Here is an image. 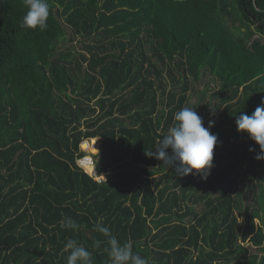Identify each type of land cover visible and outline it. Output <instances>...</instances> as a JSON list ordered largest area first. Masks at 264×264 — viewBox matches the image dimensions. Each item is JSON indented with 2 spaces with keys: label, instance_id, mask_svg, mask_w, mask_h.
I'll return each instance as SVG.
<instances>
[{
  "label": "trees",
  "instance_id": "trees-1",
  "mask_svg": "<svg viewBox=\"0 0 264 264\" xmlns=\"http://www.w3.org/2000/svg\"><path fill=\"white\" fill-rule=\"evenodd\" d=\"M49 4L40 30L0 0V264H67L69 239L110 264L97 222L149 264H264V160L236 125L264 101V0ZM185 106L214 121L207 179L146 155ZM97 138L104 184L77 165Z\"/></svg>",
  "mask_w": 264,
  "mask_h": 264
},
{
  "label": "clouds",
  "instance_id": "clouds-1",
  "mask_svg": "<svg viewBox=\"0 0 264 264\" xmlns=\"http://www.w3.org/2000/svg\"><path fill=\"white\" fill-rule=\"evenodd\" d=\"M23 2L27 11L22 18L21 27L46 29L50 15L49 0ZM236 125L239 132H246L259 145L260 152L255 158L264 160V101L251 115L241 114L236 119ZM213 126L214 121H209L205 127L195 108L185 106L175 112L174 123L157 141L155 151L151 149L146 155L163 161L167 168L174 169L179 176H187L195 170L202 179H207L213 166L214 148L218 142L217 135L211 134L210 131ZM61 226L72 230L79 228V224L71 218H66ZM94 230L107 238L110 264H149L146 258L133 251L130 241L121 243L109 227L97 222ZM99 245L100 241H96L94 247ZM68 250L70 253L67 256V264H93L92 253L75 239L67 240L65 251Z\"/></svg>",
  "mask_w": 264,
  "mask_h": 264
},
{
  "label": "built area",
  "instance_id": "built-area-1",
  "mask_svg": "<svg viewBox=\"0 0 264 264\" xmlns=\"http://www.w3.org/2000/svg\"><path fill=\"white\" fill-rule=\"evenodd\" d=\"M92 140H84L81 144V149L85 153L77 160V165L85 174L90 176L98 184H104L107 181L108 174H99L97 170V161L95 157L88 153L90 148H94Z\"/></svg>",
  "mask_w": 264,
  "mask_h": 264
},
{
  "label": "rangeland",
  "instance_id": "rangeland-1",
  "mask_svg": "<svg viewBox=\"0 0 264 264\" xmlns=\"http://www.w3.org/2000/svg\"><path fill=\"white\" fill-rule=\"evenodd\" d=\"M197 102V99H196V96L195 95H193L192 97H191V104H195ZM206 120V119H205ZM99 140V142H98V144H97V146L94 148V149H96L95 151H88V153L89 154H91V155H93L94 157H95V159H96V161L99 159V155H100V153H101V150H102V146H101V139H98ZM93 150V149H92Z\"/></svg>",
  "mask_w": 264,
  "mask_h": 264
},
{
  "label": "crops",
  "instance_id": "crops-1",
  "mask_svg": "<svg viewBox=\"0 0 264 264\" xmlns=\"http://www.w3.org/2000/svg\"><path fill=\"white\" fill-rule=\"evenodd\" d=\"M98 139H99V138L95 139V140L97 141L96 144H95V147L97 146V144H98V142H99ZM87 140H92V141H93L94 139H87ZM101 142H102V141H101ZM81 144H82V143H81ZM101 146H102V143H101ZM95 147H94V148H95ZM80 148H81V146H80ZM102 150H103V146H102ZM102 150H101V151H102ZM81 151H82V149H81ZM97 162H98V160H97Z\"/></svg>",
  "mask_w": 264,
  "mask_h": 264
},
{
  "label": "bare ground",
  "instance_id": "bare-ground-1",
  "mask_svg": "<svg viewBox=\"0 0 264 264\" xmlns=\"http://www.w3.org/2000/svg\"><path fill=\"white\" fill-rule=\"evenodd\" d=\"M96 142H97V141L94 139V140L92 141V145L95 146ZM92 149H93V150H92ZM90 150H91V151H95L96 149H94V148H90L89 151H90Z\"/></svg>",
  "mask_w": 264,
  "mask_h": 264
}]
</instances>
